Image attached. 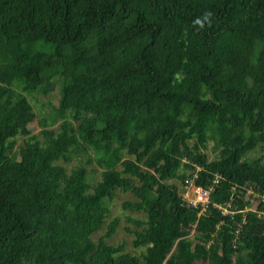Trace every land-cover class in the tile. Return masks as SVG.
<instances>
[{"label": "trees", "instance_id": "obj_1", "mask_svg": "<svg viewBox=\"0 0 264 264\" xmlns=\"http://www.w3.org/2000/svg\"><path fill=\"white\" fill-rule=\"evenodd\" d=\"M200 261L264 264V0H0V264Z\"/></svg>", "mask_w": 264, "mask_h": 264}, {"label": "rangeland", "instance_id": "obj_2", "mask_svg": "<svg viewBox=\"0 0 264 264\" xmlns=\"http://www.w3.org/2000/svg\"><path fill=\"white\" fill-rule=\"evenodd\" d=\"M48 99L49 97L40 95L38 100H33L34 108L38 117H42L45 114L51 113L52 107L58 106V101L54 97L51 98L52 99L51 104L47 103ZM57 124H59V122ZM31 127L34 133L39 132V130L41 129L37 120L32 122ZM89 167H91L90 164ZM100 171L101 169L99 168L98 173L95 174L96 177L99 176ZM134 200L137 201L133 193L125 192L122 191L121 189H117L116 194L112 202L110 203L112 211L109 213L106 223H109L111 220L118 218L119 221L117 223V228L113 233V235L108 239V241L114 245L124 244L126 251L131 252L133 255H140V253L145 249V246H140V247L134 246L133 238H134V231L136 229L140 230L143 227V225L140 226L137 220L145 219V213L139 209L124 207L125 202L134 201ZM106 227L107 224L103 227L102 230L94 234L93 237L96 241L101 237V235L104 234V232L106 231ZM193 232L194 230H192V233ZM198 264H209V263L200 261Z\"/></svg>", "mask_w": 264, "mask_h": 264}, {"label": "built area", "instance_id": "obj_3", "mask_svg": "<svg viewBox=\"0 0 264 264\" xmlns=\"http://www.w3.org/2000/svg\"><path fill=\"white\" fill-rule=\"evenodd\" d=\"M188 186V189L185 191V195L188 197V200L192 203H202L207 205L210 201V190H205L202 187L195 186L193 181ZM228 212V209L224 208V213Z\"/></svg>", "mask_w": 264, "mask_h": 264}]
</instances>
